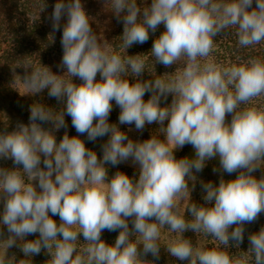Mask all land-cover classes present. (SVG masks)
Returning <instances> with one entry per match:
<instances>
[{
  "label": "clouds",
  "instance_id": "clouds-1",
  "mask_svg": "<svg viewBox=\"0 0 264 264\" xmlns=\"http://www.w3.org/2000/svg\"><path fill=\"white\" fill-rule=\"evenodd\" d=\"M109 2L118 19L124 14L120 37L124 52L146 43L149 30L155 33L163 25L151 49L154 61L165 68L179 66L174 73L158 76L169 77L167 83L160 78L142 80L143 55L115 54L113 46L101 42L93 31L81 0H58L52 29L59 31L62 17L67 16L63 56L57 65L67 71L58 76L40 65L20 83L25 86L22 95L47 89L64 106L57 112L33 104L27 125L17 122L15 130L0 132V158L22 166L0 168V224L10 234L0 245L6 252L17 240L38 234L18 245L25 258L46 249L48 264H155L162 247L160 230L168 226L177 235L164 248L179 261L248 264L250 254L254 264H264V227L249 235L248 252L228 251L229 241L239 248L244 225L264 212V176L252 175L264 166V105L249 106L264 96V60L237 57L236 63L224 66L210 58L215 37L226 29H235L244 48L264 41V0H255L254 8L253 0H151L143 8L137 0ZM129 77L135 82L130 83ZM73 78L82 83L77 85ZM146 93H151L147 101ZM169 94L171 104L162 107ZM113 101L120 108L119 125L134 124L142 132L155 123L163 139L152 135L143 142L133 141L118 125L110 124ZM65 115L79 135L65 132L57 143L55 132L67 128ZM49 122L52 129L42 127ZM85 134L91 142L109 137L101 145L102 158L86 148L79 138ZM187 144L194 149L193 158L176 159L174 151ZM214 158L219 160L220 167L213 168L221 173L219 184L201 181L204 203L190 202L194 173L202 172ZM129 159L139 165L138 176L116 171L109 178L107 164L117 166ZM223 173L238 175L226 181ZM186 200L182 215L181 201ZM185 210L191 221L184 218ZM52 216H59L61 223L57 225ZM104 230H119L114 245L101 240ZM188 231L204 233L218 243L212 248L195 246L184 235ZM80 234L86 243L78 250ZM141 246L153 261L141 258Z\"/></svg>",
  "mask_w": 264,
  "mask_h": 264
},
{
  "label": "trees",
  "instance_id": "trees-1",
  "mask_svg": "<svg viewBox=\"0 0 264 264\" xmlns=\"http://www.w3.org/2000/svg\"><path fill=\"white\" fill-rule=\"evenodd\" d=\"M58 0H0V132L5 129L8 132L15 130L17 122L29 123L30 108L33 104H43L46 107L52 108L54 111H61L63 109V102L57 101L55 98L48 95V90H42L39 93L22 95L20 93L17 82L18 79L24 80L26 75H30L31 69L39 68L40 65L47 67L51 72L58 76H63L66 69H58L57 65L60 64L63 56V49L61 45V37L63 26L67 22V16L62 17L60 22V30L53 33L51 16L54 10V5ZM67 2V0H65ZM138 5L143 8L150 6L151 0H137ZM84 6V10L92 21L91 26L101 42L106 41L112 45L111 51L122 57L143 55L140 58L145 62V72L141 77L142 80H151L154 78L163 79L165 83L170 79L169 77H158L164 74L174 73L179 65H172L165 68L162 64L155 63L154 57L151 53L153 42L164 31L163 25H160L155 33L149 30V39L144 44H134L124 52L122 48L123 34V13L118 19L112 13L111 3L106 4V0H81ZM256 6L255 0H253L252 7ZM251 10V9H249ZM237 57L248 59L251 57H258L264 60V41L258 45H252L247 48L241 47L238 44V38L235 35V29H226L224 33H221L214 39V47L211 53L212 59L216 62L229 66L232 63L237 62ZM70 79V77H65ZM130 83H134L135 80L132 77L128 78ZM96 80H100L99 74ZM73 82L77 85L82 81L79 78H73ZM151 93H146L144 100L147 101L150 98ZM172 95L169 94L167 101H162L161 106L170 105L172 102ZM113 109L109 116V123L116 124L121 131H125L129 128H134L135 125H119L118 117L120 114V108L112 102ZM264 105V96L258 97L250 102L249 106ZM65 122L67 128H61L55 132L57 143L63 138L65 132L72 137L78 136L75 128L72 127L71 117L65 115ZM231 114L226 115V122H231ZM40 123L39 121H37ZM165 122V126H166ZM42 127L45 129H52V123H43ZM158 124L146 125L141 133L144 140L150 139L151 136L160 137L163 139L162 133L159 131ZM85 143L86 148L96 152L98 158H102L101 145L107 142L108 136L99 137L95 142L88 140L87 135L79 136ZM194 149L192 145H185L180 153L179 159L193 158ZM43 159V157H42ZM43 167V164H41ZM108 169V176L111 178L116 171H121L130 178L134 176L130 175L125 169H117L111 164L106 165ZM218 158H214L206 162L202 172L194 173L197 177L195 181V188L191 191L190 202L198 205L203 204L202 199L205 195L204 190L201 187V181L204 183L212 182L214 185L219 184L221 178L220 172H214L213 168H219ZM0 168H22L20 165H14L11 159L0 158ZM238 173H223V178L227 180H233ZM257 179L264 176V166L258 168L252 173ZM40 189H37L39 191ZM182 215L184 212L181 213ZM51 216V213H50ZM184 218L191 221L190 213L185 210ZM52 219L56 221L57 225L61 223L59 216H52ZM235 227V226H233ZM262 227H264V212H262L258 219L250 224H245L244 228V241L240 244L239 248L232 246L235 242L229 241L228 251L231 254H238L239 252L249 251L250 234L257 233ZM129 228L132 229L131 218H129ZM231 231V230H230ZM165 239L164 247L167 246L169 238L174 237L175 233L168 231V226L164 228ZM10 234L5 229L4 239L6 240ZM119 235V230L108 231L104 230L101 234V240L109 245H114L116 238ZM133 235V239H135ZM186 238L192 240L193 244L198 247L212 248L218 242L211 236H207L204 233H193L191 231L186 232ZM38 238V234H30L24 238V241L17 240L16 245L8 248L3 252V258H5V264L9 261L12 264H20L21 260L26 259L28 264H48L51 257L48 255L46 249H42L41 253L32 257L25 258L20 247L18 245L26 241H32ZM62 238V237H58ZM4 248V247H3ZM5 250V249H4ZM165 264H189L187 260L179 261L176 258L170 256L166 251ZM248 264H254V260L251 259L249 254Z\"/></svg>",
  "mask_w": 264,
  "mask_h": 264
},
{
  "label": "rangeland",
  "instance_id": "rangeland-1",
  "mask_svg": "<svg viewBox=\"0 0 264 264\" xmlns=\"http://www.w3.org/2000/svg\"><path fill=\"white\" fill-rule=\"evenodd\" d=\"M24 82V80L22 79H18V82H17V86H18V89L20 91V93H24L25 91V86L22 85L21 83ZM26 95H29V94H26ZM122 132H125L128 137L130 139H132L133 141H139V142H143L144 139L142 138V135L140 132H138L136 129L134 128H129L125 131H122ZM181 149H176L174 151V155H175V158L176 159H179V153H180ZM115 168L117 169H125L127 172H130V175L136 177L138 176V173H139V165L138 164H133V162L131 161V159H129L128 161L126 162H123V163H120L119 165L117 166H114ZM25 180H27V178L25 177ZM33 184L34 186H37V189H39L38 187V182L36 181H33ZM189 187L192 188V182L189 183ZM190 200H191V194H190ZM188 203L189 201H181V205H180V208H181V213L184 212V209L188 206ZM3 213V199L0 198V214ZM0 220H2V215H0ZM149 222H155L154 220H151ZM5 229H6V226H4L3 224H0V233H2V235H0V242H3L5 241L4 239V236H5ZM161 237H160V241L159 243L161 244V248H160V254H159V259L158 260H155V264H165L166 262V250L164 248V239H165V233H164V229L162 228L161 230ZM86 241L84 240L82 234H80L78 236V242H77V248L78 250L82 247H84L83 244H85ZM4 248H3V245H0V259L3 258V252H4ZM138 251L140 252L141 254V258L142 259H146L148 261H153L154 260V257L149 253L148 255H144L143 254V249H142V246L138 249Z\"/></svg>",
  "mask_w": 264,
  "mask_h": 264
}]
</instances>
